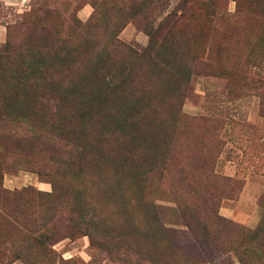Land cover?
<instances>
[{
    "label": "rangeland",
    "instance_id": "obj_1",
    "mask_svg": "<svg viewBox=\"0 0 264 264\" xmlns=\"http://www.w3.org/2000/svg\"><path fill=\"white\" fill-rule=\"evenodd\" d=\"M0 20V76L31 66L42 102L0 110V264H264V0H19ZM51 25L74 28L71 70L49 71Z\"/></svg>",
    "mask_w": 264,
    "mask_h": 264
},
{
    "label": "trees",
    "instance_id": "obj_2",
    "mask_svg": "<svg viewBox=\"0 0 264 264\" xmlns=\"http://www.w3.org/2000/svg\"><path fill=\"white\" fill-rule=\"evenodd\" d=\"M39 8L44 9L47 12H50V9L48 7L42 8V6H39ZM89 24H90V21H89ZM45 29L48 32L43 30V33L46 34V37L41 39V42H49V43L51 42L49 47H46V48H51L52 51L56 52L57 51V49H56L57 42H59V46L61 48V50L58 49L59 52H57L56 57H53V59H52V61H50V63L48 62L49 71L54 72L57 69L58 70L60 69L63 71L71 70L74 62L70 58V55L67 54V51H66L64 45L68 41L71 42L72 39L74 38V28L73 27L70 28L69 34L66 37V40H63V38L61 37V34L63 33L64 29L60 30L58 28V30H57V26H55V25H51L49 27H46ZM6 40H7V37H6ZM117 41H118V43H120L119 45L121 46V49L123 51L126 50V52H125L126 55L129 56V58H131V59H133L135 56H139V55L143 54L146 51H149L148 49L146 50V48H144V49H141L142 50L141 52H137V50H135L133 47H129V45L125 46V44L122 43V41H119V40H117ZM159 50L169 51L170 49H169L167 44H162L160 46L157 45V46L152 48V51H154V53H157V51H159ZM92 57H95V53L90 51L89 52V60ZM39 61L41 63L42 60H39ZM30 73H31V66H25L23 63H21L15 69L8 68V71H6L2 76H0V89L3 90L2 95H0V110L6 109L8 107V104L11 101L15 100L16 98H18L16 100V102L17 103L20 102L19 97L22 98V102L19 105L26 103L28 100L33 104V107H38L39 104L42 103V102H40L39 97L37 96L38 92L36 91V89L33 90V88L32 89L28 88V84H29L28 78H30ZM51 79H52V81L55 80L54 74L51 75ZM13 84H14V87H11V85H13ZM34 84L36 87L39 85L38 82H35ZM30 86L32 87L31 83H30ZM11 98H13V99H11ZM1 148H2V146H0V149ZM47 149L48 150L50 149L49 151L52 150L55 153L57 150L56 146L51 148L50 144L47 146ZM63 151H64V149L62 147H59V152H63ZM28 152L31 153L32 151L28 150ZM257 230H258V227H257ZM256 232H258V231H256ZM243 264H245V262H243Z\"/></svg>",
    "mask_w": 264,
    "mask_h": 264
},
{
    "label": "crops",
    "instance_id": "obj_3",
    "mask_svg": "<svg viewBox=\"0 0 264 264\" xmlns=\"http://www.w3.org/2000/svg\"><path fill=\"white\" fill-rule=\"evenodd\" d=\"M19 0H15V3L14 4H17ZM0 2L3 4V5H6L5 4V0H0ZM8 5H13V4H7ZM6 37H7V32H6V27L5 25L1 22L0 20V43H3L5 42L6 40ZM258 206L256 205L255 207V211L257 210ZM254 211V212H255ZM233 216V214H231Z\"/></svg>",
    "mask_w": 264,
    "mask_h": 264
},
{
    "label": "clouds",
    "instance_id": "obj_4",
    "mask_svg": "<svg viewBox=\"0 0 264 264\" xmlns=\"http://www.w3.org/2000/svg\"><path fill=\"white\" fill-rule=\"evenodd\" d=\"M21 3H27V0H20ZM15 0H5V4H14Z\"/></svg>",
    "mask_w": 264,
    "mask_h": 264
}]
</instances>
